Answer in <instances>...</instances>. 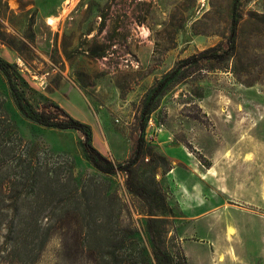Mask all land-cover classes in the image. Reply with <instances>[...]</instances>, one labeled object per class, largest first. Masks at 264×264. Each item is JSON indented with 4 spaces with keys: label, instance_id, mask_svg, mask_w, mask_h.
<instances>
[{
    "label": "rangeland",
    "instance_id": "374dc122",
    "mask_svg": "<svg viewBox=\"0 0 264 264\" xmlns=\"http://www.w3.org/2000/svg\"><path fill=\"white\" fill-rule=\"evenodd\" d=\"M0 55L37 109L62 115L58 103L88 124L113 163L144 137L132 175L103 172L83 132L25 117L0 70L2 137L12 124L54 167L58 191L82 192L44 246L8 247L0 264H156L147 195L176 260L264 264V0H0ZM6 163L0 181L13 177Z\"/></svg>",
    "mask_w": 264,
    "mask_h": 264
},
{
    "label": "trees",
    "instance_id": "16d2710c",
    "mask_svg": "<svg viewBox=\"0 0 264 264\" xmlns=\"http://www.w3.org/2000/svg\"><path fill=\"white\" fill-rule=\"evenodd\" d=\"M236 29L237 24L235 21L231 36L233 41ZM0 70L6 75L9 88L17 101L18 108L25 117L45 127L72 128L83 132L86 139L85 144L100 156L98 159L96 156L91 155L95 166L99 170L106 173H116L123 170L129 175L135 172L136 163L142 155L144 137L140 139L134 155L127 163H113L93 147L92 131L88 124L76 120L70 113L62 109L58 103L53 104L62 111L63 116L60 113L37 109L29 100L21 85L22 77L17 65L10 63L1 55ZM166 82L167 78H164L157 84L150 96L151 100L157 99ZM149 110L147 109L145 114H148ZM8 126L6 139L0 134V154L4 155V158L0 159V164L3 165L8 162L13 177L8 178V181H6L7 177L0 181V203L7 202L5 208L0 205V232L6 231L5 246L4 249H0V252L2 250L8 251V247L9 252L14 247L15 250L22 249L23 252H26L29 251V246L32 243L30 239L33 240L36 236H43V246L45 245L50 236L48 226L54 218L57 217L56 220L63 223L76 217V211L69 207L79 201L78 198L82 192L79 187H76L74 191H61V188L58 191L56 186L59 183L56 181L58 173L45 160L46 156L42 155V150L39 151L30 142L26 141L12 124ZM3 141L6 143H3ZM10 172H8V176H10ZM10 182L12 183V191H7L6 188ZM64 185L63 189L67 190ZM145 200L149 206L148 228L151 234L152 253L156 264H188L186 255L180 254L178 255L179 260H176L173 254L157 242L154 230L158 220L155 218L156 211L153 209L154 200L149 195ZM161 222H164V220ZM14 261L17 260L14 259Z\"/></svg>",
    "mask_w": 264,
    "mask_h": 264
}]
</instances>
